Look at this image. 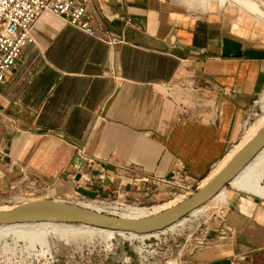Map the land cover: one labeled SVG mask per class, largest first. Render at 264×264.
Segmentation results:
<instances>
[{"label": "crops", "instance_id": "1", "mask_svg": "<svg viewBox=\"0 0 264 264\" xmlns=\"http://www.w3.org/2000/svg\"><path fill=\"white\" fill-rule=\"evenodd\" d=\"M90 1L93 36L45 11L0 87V190L36 184L40 199L75 204L120 189L155 203L141 188L119 187V177L178 170L204 181L239 146L264 91V30L230 10ZM257 185L258 195L231 191L211 246L192 264L264 259Z\"/></svg>", "mask_w": 264, "mask_h": 264}, {"label": "rangeland", "instance_id": "2", "mask_svg": "<svg viewBox=\"0 0 264 264\" xmlns=\"http://www.w3.org/2000/svg\"><path fill=\"white\" fill-rule=\"evenodd\" d=\"M254 1L261 4L264 10V0ZM166 2L184 13L195 15L212 9L234 11L240 22L250 23L264 30V14L258 17L251 12H246L237 0H166ZM260 98L263 97L259 96ZM259 99H255L247 124L240 135L242 140L240 144L247 139V133L263 115L261 106L256 103ZM174 173H178L179 178H186V181L183 179L184 183H181L185 189L179 187L158 189V187L151 186L148 193L153 196L155 203H143L141 197L135 198L129 190L122 192L120 189L113 190L112 194L107 197L97 194L94 198H81L76 202L98 205L104 209L114 208L116 212L118 210L117 213L128 208H146L161 212L174 207L201 188L202 180L188 179L178 170H174L168 179ZM129 174L131 173L127 172L120 176L118 183L120 179L127 178ZM100 176L106 177L102 174ZM99 179L102 178L99 177ZM123 182L126 184V180ZM256 182L257 184L260 182L264 187V178ZM118 186L126 188L129 185L120 186L118 184ZM36 187L37 185L34 184L33 186L28 185L27 189L2 188L0 208H13L25 202L47 197L39 190L37 191ZM225 189L229 195L231 191H234L230 185ZM143 193L141 195L144 198ZM185 193L191 194L185 195ZM229 206V202L222 204L215 201L210 202L201 211L185 217V220H181L170 228L168 230L170 232L134 241H132L133 238L128 239L115 232L86 230L77 225L75 232H67L64 235L38 236L28 230L7 233L0 235V264H192L197 255L211 246L210 232L216 230L218 223L223 222L224 213ZM263 261L264 259L260 256L253 259L254 264H261ZM232 263L244 264L242 260Z\"/></svg>", "mask_w": 264, "mask_h": 264}, {"label": "water", "instance_id": "3", "mask_svg": "<svg viewBox=\"0 0 264 264\" xmlns=\"http://www.w3.org/2000/svg\"><path fill=\"white\" fill-rule=\"evenodd\" d=\"M264 149V126L242 147L205 187L198 189L191 197L159 214L143 219H121L103 213H96L83 206L55 199H36L19 204L12 209L0 211V226L32 224L35 222L73 224L109 232L152 235L175 226L192 212L207 205L222 189L230 184Z\"/></svg>", "mask_w": 264, "mask_h": 264}, {"label": "built area", "instance_id": "4", "mask_svg": "<svg viewBox=\"0 0 264 264\" xmlns=\"http://www.w3.org/2000/svg\"><path fill=\"white\" fill-rule=\"evenodd\" d=\"M90 2V0H0V87L6 84L7 74L15 69L22 49L33 42L31 30L45 11L63 17L71 27L93 36L94 29L86 17V7ZM260 96L264 98V91ZM77 156L87 161L89 167H94L93 161L85 158L83 150L78 151ZM128 172L131 174L120 179L119 185L127 184L141 188L143 196L150 191L151 186L158 189L162 187L185 189L181 183H184L183 179L186 181V178H179L178 173H174L168 179L132 170ZM178 181L180 182L177 183ZM168 230L169 228L155 234L170 232ZM134 240L136 239L132 241Z\"/></svg>", "mask_w": 264, "mask_h": 264}, {"label": "bare ground", "instance_id": "5", "mask_svg": "<svg viewBox=\"0 0 264 264\" xmlns=\"http://www.w3.org/2000/svg\"><path fill=\"white\" fill-rule=\"evenodd\" d=\"M238 3L243 5V8L248 12H251L253 15H256L258 17L262 16L264 14L263 7L261 4L255 2L254 0H237ZM187 4H189V1H187ZM258 103L261 106L263 115L262 117L258 120V123L253 126L249 132L246 135V140L242 142L238 147H236L234 150L228 153L227 157L225 160L212 172L210 176H208L204 181L201 182L200 186L201 188L205 187L206 183L209 182L211 179H213L217 174L221 172V169L229 162L235 155H237V152L244 147L248 142L252 140V137L264 126V99L260 98L258 100ZM264 178V149L259 152V154L252 160V162L244 168L243 171H241L236 178H234L230 182V187L234 191H250L253 190L254 188L256 189L257 182L258 180H261ZM256 195L260 193L259 189H256L254 191ZM191 197V196H190ZM229 194L226 192V189H222L210 202H220L225 203L228 202ZM36 200V199H35ZM186 200V199H185ZM184 201V200H183ZM30 202V201H29ZM182 202V201H181ZM209 202V203H210ZM207 203V204H209ZM75 204L79 206H83L89 210H92L94 212L98 213H103L111 217H118L121 219H143L144 217L147 216H152L159 214V211H156L154 209H135V208H128L126 210H123L121 213L117 212L113 209H104L101 206H96L93 204L85 203V202H76ZM203 207H206L203 206ZM202 208L192 212L191 214L197 213L201 211ZM14 208V207H13ZM12 208H0V211L3 210H8ZM170 209V208H169ZM191 216V215H190ZM185 220V219H183ZM179 223V222H178ZM177 224V223H176ZM78 226V225H77ZM76 225L73 224H61V223H43V222H35L32 224H19V225H10V226H0V235L3 236L4 234L7 233H17L20 230H28L34 235L38 236H54V235H64L67 232H75L76 231ZM81 229H86V230H93V231H100V229H93L87 226H79ZM174 226L170 227L173 228ZM169 228V229H170ZM105 231V230H101ZM109 232V231H107ZM110 233V232H109ZM113 233V232H111ZM118 235L126 236V238L130 239H145V237L148 236H154L157 234L153 235H145V236H139V235H134V234H123L119 232H115Z\"/></svg>", "mask_w": 264, "mask_h": 264}]
</instances>
